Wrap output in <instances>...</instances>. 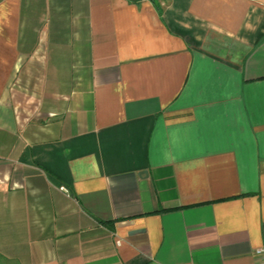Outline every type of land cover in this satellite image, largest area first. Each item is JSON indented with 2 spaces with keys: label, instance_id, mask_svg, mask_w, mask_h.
Here are the masks:
<instances>
[{
  "label": "crops",
  "instance_id": "obj_1",
  "mask_svg": "<svg viewBox=\"0 0 264 264\" xmlns=\"http://www.w3.org/2000/svg\"><path fill=\"white\" fill-rule=\"evenodd\" d=\"M59 60L71 89L42 124ZM258 248L264 0H0V264H256Z\"/></svg>",
  "mask_w": 264,
  "mask_h": 264
},
{
  "label": "rangeland",
  "instance_id": "obj_2",
  "mask_svg": "<svg viewBox=\"0 0 264 264\" xmlns=\"http://www.w3.org/2000/svg\"><path fill=\"white\" fill-rule=\"evenodd\" d=\"M52 58L54 56L52 55ZM49 76V86L45 91L40 105L35 107L36 119H40L42 124L51 123L58 116L60 109L58 105L62 100H65L71 89V74L61 73L57 64H52L51 72ZM56 108V112L51 113L48 111L49 107Z\"/></svg>",
  "mask_w": 264,
  "mask_h": 264
},
{
  "label": "bare ground",
  "instance_id": "obj_3",
  "mask_svg": "<svg viewBox=\"0 0 264 264\" xmlns=\"http://www.w3.org/2000/svg\"><path fill=\"white\" fill-rule=\"evenodd\" d=\"M59 65L62 71L67 72V63L64 62V60H59ZM65 103H66L65 100H62L60 104L58 105L57 109L62 110L65 106ZM48 111H50L51 113H54L56 112V108H54L53 106H50Z\"/></svg>",
  "mask_w": 264,
  "mask_h": 264
},
{
  "label": "built area",
  "instance_id": "obj_4",
  "mask_svg": "<svg viewBox=\"0 0 264 264\" xmlns=\"http://www.w3.org/2000/svg\"><path fill=\"white\" fill-rule=\"evenodd\" d=\"M66 191L64 187H62ZM255 254L257 256L256 264H264V250L261 248L256 249Z\"/></svg>",
  "mask_w": 264,
  "mask_h": 264
}]
</instances>
